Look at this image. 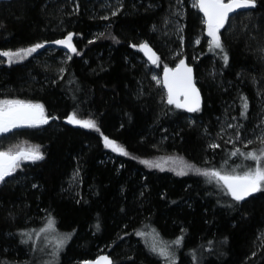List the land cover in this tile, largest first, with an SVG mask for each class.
<instances>
[{
  "label": "trees",
  "instance_id": "16d2710c",
  "mask_svg": "<svg viewBox=\"0 0 264 264\" xmlns=\"http://www.w3.org/2000/svg\"><path fill=\"white\" fill-rule=\"evenodd\" d=\"M192 4L0 0V51L44 45L11 64L0 56V100L42 104L50 118L0 135V151L31 145L43 156L0 183V264H80L102 253L114 264H264V191L236 201L215 179L143 163L178 155L200 169L241 170L254 162L230 153L261 149L241 134L263 112L264 0L229 19L223 50L197 43L206 24ZM69 33L75 53L55 43ZM142 42L159 67L194 65L198 111L167 103ZM73 113L99 131L66 122ZM229 116L238 144L221 134ZM105 137L128 154L106 147Z\"/></svg>",
  "mask_w": 264,
  "mask_h": 264
},
{
  "label": "snow or ice",
  "instance_id": "6c2138e0",
  "mask_svg": "<svg viewBox=\"0 0 264 264\" xmlns=\"http://www.w3.org/2000/svg\"><path fill=\"white\" fill-rule=\"evenodd\" d=\"M192 6L203 13V22L207 27V35L211 37L209 41L210 49L223 50L219 35L220 29L224 28L231 13L239 9L256 7V0H227V2L226 0H193ZM72 39L73 36L69 33L65 39L57 40L55 43L64 45L75 53L77 50L72 44ZM43 46L42 44H36L33 47L17 51H0V56L7 57L8 63L11 64L25 59ZM139 47L146 54H149V59L153 63L157 62L158 57L147 44H142ZM223 58L225 63H227L228 57L226 54ZM164 72V85L168 90L167 103L175 104L177 108H186L189 112L198 111L200 106L199 92L192 81V69L186 66L184 60H181L176 69L165 68ZM170 73L171 78L169 77ZM181 96L184 97L183 101L180 99ZM243 107L246 111L248 108L246 100ZM48 119L44 114V106L42 104H34L23 100H0V135L22 127H37L48 123ZM68 122L99 131L94 121L77 119L75 113L68 117ZM104 139L106 147H111L114 151H119L124 155L128 154L114 141H110L107 137ZM248 143L251 144L252 141L249 140ZM261 143H264V137H261ZM212 147H219V145L213 144ZM230 155H239L244 160L253 161L254 164L247 166L242 172H237L236 168H233L231 172H226L224 170L200 169L195 165L186 163L183 158L169 159H173L174 163L182 165L181 170L178 172L179 175H186L187 172L184 169L187 168L198 175L215 179L217 183L222 184V187L227 189V192L236 201H242L253 193L264 191V148L249 152H241L240 149H236ZM42 158L39 146H30L28 148L16 146V150L9 148L7 151H0V182H3L6 177L11 176L20 167V161H36ZM143 163L151 166L149 161H143ZM155 166L159 167L158 164ZM237 167L241 166L238 165ZM52 225L53 221L49 220L48 227L51 228ZM41 231H45V229H41ZM137 235L143 236L144 233L140 232ZM172 243L179 245L181 239H177ZM152 250L155 251V247ZM160 254L165 257L168 256L166 249H161ZM101 260L105 261L106 264H111L107 257H102ZM97 264H100V262L97 261Z\"/></svg>",
  "mask_w": 264,
  "mask_h": 264
},
{
  "label": "rangeland",
  "instance_id": "374dc122",
  "mask_svg": "<svg viewBox=\"0 0 264 264\" xmlns=\"http://www.w3.org/2000/svg\"><path fill=\"white\" fill-rule=\"evenodd\" d=\"M176 24V27L178 28V25H180V23L177 21L175 22ZM222 31V29H220V32ZM74 34H72L73 36ZM220 35V33H219ZM203 38H205L207 41H210L211 40V37H209L207 35V27L205 25V28L202 30V32L200 33L197 41H201ZM64 46V45H63ZM74 46V45H73ZM66 47V46H65ZM67 48V47H66ZM69 49V48H68ZM172 50V49H170ZM69 51L71 53H73L70 49ZM181 50H177L175 52H172L170 54V58L171 57H176V56H181ZM30 56V55H29ZM147 61V60H146ZM148 62V61H147ZM148 65L150 66V70L152 72V75L154 77V79L156 81H158L159 83H161V75H162V72H163V67H159V64H156V65H150V63H148ZM3 100H12V99H3ZM24 101V100H23ZM26 102H29V101H26ZM31 103H34V102H31ZM36 104V103H34ZM262 109H263V112H264V106H262ZM263 112L261 113L259 120L256 121V124L255 126L252 128V130L248 131V132H243L241 134V138L243 140V143L245 146H253L255 144H261V146H259V148H264V143H261V137H264V114ZM45 114V112H44ZM46 115V114H45ZM77 119H80V120H91V121H94L95 124H96V121L92 118H79L76 116ZM257 118V119H258ZM50 120V118L48 119V121ZM66 122H68V117L66 118ZM69 123V122H68ZM70 124H73L75 126H80V125H77V124H74V123H70ZM43 125V124H42ZM236 126V121L233 120V118L231 116L229 117H224L222 119V123H221V134L222 136L224 137V139L226 141H228L229 143H237L236 141V132L234 130ZM251 140L252 143L249 144L248 141ZM117 144V143H116ZM238 144V143H237ZM118 145V144H117ZM31 145H23L22 147L23 148H28L30 147ZM239 146V145H237ZM112 151H114L111 147H109ZM16 150V149H15ZM249 151H255L253 148H250ZM116 153H120L119 151H115ZM169 158H182L178 155H160V156H157L155 158H152V159H148L146 161H149L151 163V166L150 164H147L149 167H152L154 169H157V170H170V171H174L176 173H178L180 170H181V167L182 165H180L179 163H174L173 162V159H169ZM184 160V159H183ZM186 163H188L186 160H184ZM24 161H20V165L23 163ZM159 165V167L155 166V165ZM190 164V163H188ZM254 164V163H253ZM253 164H250V165H253ZM250 165H246L243 167V169L241 170H237V172H242L244 170V168H246L247 166H250ZM232 169H228L226 172H231ZM184 171H186L187 173H191V172H194L192 170H189L187 168L184 169ZM1 183V182H0Z\"/></svg>",
  "mask_w": 264,
  "mask_h": 264
},
{
  "label": "water",
  "instance_id": "95a60500",
  "mask_svg": "<svg viewBox=\"0 0 264 264\" xmlns=\"http://www.w3.org/2000/svg\"><path fill=\"white\" fill-rule=\"evenodd\" d=\"M226 2H227V1H226ZM254 8H255V7H254ZM254 8L239 9V10H237L236 12L231 13V14H230V18L233 17L234 15L240 13V12H244V11L247 12V11H250V10H252V9H254ZM198 11H199V10H198ZM199 12H200V11H199ZM200 13H201V15L203 16V13H202V12H200ZM203 18H204V16H203ZM230 18H229V19H230ZM228 21H229V20H228ZM228 21L225 23V26L227 25ZM225 26H224V27H225ZM222 29H223V28H222ZM142 44H147V45L149 46V48H151L152 52H154V53L156 54V57H158V53H157V51L154 49V47H153L149 42H142V43H140V45H142ZM140 45H139V46H140ZM139 50H140V52L143 54V56L145 57V59L148 61V63H150V65H155V64H157L158 60H157L156 63H153L152 60L149 59V54H146V52L143 51V50H141L140 47H139ZM183 60H184V62H185V64H186V66L192 69V73H191V75H192V81H193V83H194V85H195V88H196L197 91L199 92V104H200L199 108H200V107L202 106V104H203V94H202V91H201L200 86L198 85V83H197V81H196V71H195V67H194L193 64H191L190 62H188L186 59H183ZM179 63H180V62H178V63H177L176 65H174V66H167V67H165V68L173 69V70H174V69H176V67H177V65H178ZM165 68H163V72H162V75H161V85H162V87H163V89L165 90L166 95H167L168 90H167V88H166L165 85H164V79H165V72H164V70H165ZM169 77L171 78V73L169 74ZM180 99H181V101H183L184 97L181 96ZM256 193H257V192H256ZM256 193H253L252 195H254V194H256ZM252 195H250V196H252ZM250 196H248V197H250ZM248 197H246V198H248ZM246 198H245V199H246ZM102 257H107L108 260L111 262V264H114V260H113L112 256H111L109 253H102V254L98 255L96 258H93V259H86V260L82 261L80 264H97V261H99L100 264H106L105 261L101 260Z\"/></svg>",
  "mask_w": 264,
  "mask_h": 264
}]
</instances>
